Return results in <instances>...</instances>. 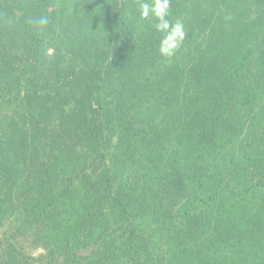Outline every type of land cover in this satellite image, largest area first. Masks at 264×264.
I'll return each instance as SVG.
<instances>
[{
    "label": "trees",
    "instance_id": "trees-1",
    "mask_svg": "<svg viewBox=\"0 0 264 264\" xmlns=\"http://www.w3.org/2000/svg\"><path fill=\"white\" fill-rule=\"evenodd\" d=\"M139 2L0 0V222L14 211L46 247L29 257L7 241L0 264H238L231 245L264 251V196L250 204L264 126L228 151L264 99V0H230L232 29L191 19L202 36L191 28L171 59ZM182 3L170 0L172 22L186 21Z\"/></svg>",
    "mask_w": 264,
    "mask_h": 264
},
{
    "label": "rangeland",
    "instance_id": "rangeland-1",
    "mask_svg": "<svg viewBox=\"0 0 264 264\" xmlns=\"http://www.w3.org/2000/svg\"><path fill=\"white\" fill-rule=\"evenodd\" d=\"M70 1L72 3L73 0H70ZM229 1L230 0H182L183 3H182L181 19L185 18V20H186V21H184L185 31H186V37L185 38L189 39L187 37V34L190 33L191 28H194V27H192L194 25H192L190 23V20L191 19L193 20L198 16L204 18L206 15L208 16L211 14L212 17H210V22H212L214 24H216V23L218 24L220 20L221 21L224 20L223 23L225 24V26H227L228 29H232V26H230V25L234 24V22H230V19L232 17L231 16L232 13H230V8H229L230 2ZM254 15H255L254 8H250L248 11V15L246 13V15H237V17L240 18L242 16L241 20L245 21L248 19L249 20L252 19V17ZM195 29H196V26L193 29L194 31L192 30L193 31L191 34L192 37L190 38L192 40H197V38H200L199 36H202V33L201 32H199V33L195 32ZM186 39H185V41H186ZM185 41L183 42V45L181 46V48L177 51V54L180 57L182 56L183 58H184V55H186L187 48H189L187 46V42L185 43ZM244 42L248 43L246 39ZM62 52L64 54L63 60H65V62L63 64H65L66 59H68L69 55L66 52V50H63ZM257 67H258V64L254 65V66H250L249 70L255 71V69ZM263 94L264 93L261 90L260 96L261 95L263 96ZM263 105H264V99H263V103L260 105V107H263ZM260 107H258V108H260ZM258 108L254 112H249L247 114L246 121H245L246 126L244 129V133L241 135L240 139L236 141L237 144H235L234 146H232L230 148V150H228L229 152H232V154H233V151L235 153L241 151V148H242L241 143L244 141L246 136L250 132H252L253 129L255 131H257L258 129L262 128V126H264V107L262 110L258 109ZM118 130H119L118 127L115 126L114 131L117 132ZM111 138H112L111 139L112 142H110V144H112L114 147V146H116V142H117L116 141L117 140V133H112ZM233 147H235L234 150H233ZM263 196H264L263 190L257 191L254 194V196L252 197V201L250 202V204H252L253 202H260L261 198H263ZM21 198L22 197L20 196L18 201L21 200V202H22L23 198L22 199ZM253 200H256V201H253ZM18 201L16 199H14L13 203L19 204ZM228 203H230V202L228 201ZM10 209H12V208H10ZM228 209L230 210L229 212H234L232 210V206L229 207ZM15 216H17L16 213L14 211H11L10 213L7 214L6 218H4L0 222V244H1L0 245V253L2 250H5V247L7 244L6 243L3 245V243L8 241V242H12L14 244V247L16 248L17 251H19L20 254L28 255L29 257L32 256V257L38 258L40 254L46 252L45 251L46 247L42 246L40 241L37 240L36 236H35L37 230L40 227H38L37 224L36 225L33 224L32 226H29L28 224L27 225L22 224L21 226H19L18 225V224H20V222L18 221L19 219H17L18 224H16V220L14 218ZM232 219H234V218L232 217ZM14 222H15V224H14ZM43 228H44V226H43ZM14 229H16L15 232H14ZM51 230H53V229H51ZM54 231L55 230H53L52 232L54 233ZM55 234H56V231H55ZM57 235H58V233H57ZM40 236H42V235H40ZM34 239H35L36 243H34V241H33ZM38 241H39V243H38ZM231 242H233V241H231ZM260 243H262V244L264 243V232H263V239L260 241ZM218 246H220V245L218 244ZM235 248H238L237 244L231 245V247H229L228 249L234 250ZM256 248L255 249L258 251V253H255L256 250L247 249L245 247L241 248L243 251L241 253L231 252V251H228V249H227V251H225L227 253L226 257L229 259H232V257H235L236 261H238V264H246V263L250 264L251 261L255 258L259 260V262H260L259 264H264V255L262 254L264 251H262V249H260L257 246H256ZM244 252H245V254H244ZM85 254L87 255L88 252ZM0 257H1V254H0ZM40 264H44V263H40Z\"/></svg>",
    "mask_w": 264,
    "mask_h": 264
},
{
    "label": "clouds",
    "instance_id": "clouds-1",
    "mask_svg": "<svg viewBox=\"0 0 264 264\" xmlns=\"http://www.w3.org/2000/svg\"><path fill=\"white\" fill-rule=\"evenodd\" d=\"M141 19L152 20V27L159 33L158 51L165 58H173L183 45L186 37L184 23L177 19L172 22L170 0H140L138 7ZM38 23L46 25V17H42Z\"/></svg>",
    "mask_w": 264,
    "mask_h": 264
}]
</instances>
